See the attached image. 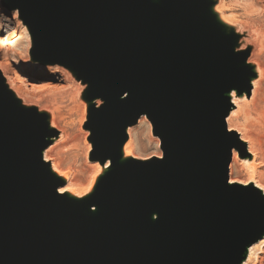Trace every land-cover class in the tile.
<instances>
[{"label": "water", "instance_id": "obj_1", "mask_svg": "<svg viewBox=\"0 0 264 264\" xmlns=\"http://www.w3.org/2000/svg\"><path fill=\"white\" fill-rule=\"evenodd\" d=\"M148 1L4 0L21 7L37 62L61 61L94 95L122 97L92 115L95 157L146 115L162 159L105 181L99 202L115 205L102 228L68 220L40 173L48 132L0 90V264H237L262 227L260 194L229 184L238 139L224 94L247 83L231 66L242 56L212 33L222 35L211 15L209 29L193 18L198 0ZM151 210L158 223L141 230Z\"/></svg>", "mask_w": 264, "mask_h": 264}, {"label": "bare ground", "instance_id": "obj_2", "mask_svg": "<svg viewBox=\"0 0 264 264\" xmlns=\"http://www.w3.org/2000/svg\"><path fill=\"white\" fill-rule=\"evenodd\" d=\"M165 1L166 0H149L148 5L161 7ZM217 1L220 0H198L200 8L195 12L193 18L198 23H202L205 29H209L208 26L204 24V21L209 18L212 10L214 13L219 14V21H221V24L224 23L231 25L234 20L232 17L221 14V11L224 10V6L222 5L223 3H219L220 5L212 10H207V8ZM5 7L9 9L8 12H17V15L20 17V6L6 5ZM22 23L27 28L26 31H28L33 46L34 40L31 35L30 27L27 22L23 21ZM211 31L212 33L216 34L219 41L225 43V46L231 54L242 56L240 61L232 64L231 66L243 70L246 73L247 79V83L243 84L241 87L234 88L224 94V97L229 102V109L225 118L226 125L228 131L234 133L238 139V143L232 148V160L234 161L233 163L235 166L242 167L246 170L245 181L242 182V180H235L231 178V176L229 178V184L231 186L257 191L264 203V85L261 83L263 78L262 71L253 59L256 51L250 42H236L234 40L224 38L222 35H219L213 30ZM11 37L9 36V38ZM5 40L6 38H1L0 45L3 44ZM249 45H251L252 48L248 47ZM40 63L41 65L49 66V68L60 67L61 69L68 72L70 78L72 75L74 76L73 71L61 61L41 60ZM23 82L24 81L22 80H17L16 85L20 87V85L22 86ZM16 85L10 79L6 68L4 69L2 62H0V90L4 94L5 100L8 101L14 108H18L20 110H29L34 113L36 112L41 119L42 127L46 132H48V136L46 137L47 147L49 144H51V146L48 148L46 147L47 149L41 153L42 167L40 173L42 178L48 184L56 203L66 212L68 220L74 217L84 218L90 223L102 228L103 219L108 215L110 207L115 205L114 201H111L110 203L99 202L103 185L109 177L116 174L124 167L138 164V162H136L137 158H135L132 152L134 144V132H132V129L137 125H139V127L146 126L147 128H152L148 117L146 115H142L134 123V127H128L124 132V137L114 145V150L105 158H96L95 146L97 143V138L93 136L94 129L89 125L92 115L101 106L108 105L116 100H120L122 97L117 99H108L104 98L102 95H94L91 91V85H88L83 92H81V90V93L77 92L75 94L74 92L73 95L70 94L71 96L69 97L68 104L73 106L74 109L83 107L85 110L87 122L86 126L92 134V151L88 161L90 163H94L93 173L94 176H97L93 181L92 186L90 185L89 180L85 184V187L80 188L81 185L77 184V182L80 181L78 180L77 182H73L74 179L72 178L73 176L70 170H63L60 167V163L49 158L50 154H54L53 152L65 145L64 140L61 141L63 139L61 135L62 131L58 130L55 122L56 118L54 119L53 113L44 111V113L49 115L41 114V112H43L40 111L41 109L38 110L32 107V105L23 103L24 96L22 97L21 95L23 93L19 91ZM36 90L38 91V88ZM39 91L41 90L39 89ZM82 119L83 118L81 115L79 123L82 122ZM161 159L162 156L158 160ZM58 190L59 193L64 192L67 194L62 197L61 194L58 193ZM69 195L72 198H68ZM158 220V212L155 210L149 211L142 220L141 230L154 227L158 223ZM263 233L264 221L262 227L260 229L253 230V236L243 244L244 251L241 254L240 260L237 264H248L256 256V251L260 247L264 246ZM259 264H264V259L259 260Z\"/></svg>", "mask_w": 264, "mask_h": 264}, {"label": "rangeland", "instance_id": "obj_3", "mask_svg": "<svg viewBox=\"0 0 264 264\" xmlns=\"http://www.w3.org/2000/svg\"><path fill=\"white\" fill-rule=\"evenodd\" d=\"M219 3H223L224 6L221 14L232 17L234 20L231 25L221 24L219 14L214 13L212 10L211 17L208 19L210 26L218 30L223 36L233 38L237 42L252 43L256 51L253 59L262 71L261 83L264 85V0H220L215 2L211 9L219 6ZM8 10L4 5V0H0V39L6 38L5 42L0 45V62L4 65V69L6 68L10 79L15 85L17 80L24 81L22 86L16 85L19 91L23 93L21 94L22 97L24 96L23 103L32 105L35 109H41L40 111H43L41 114L49 115L44 111L52 112L54 119L56 118V126L59 131H62L63 139L61 141L64 140L65 145L57 149L58 151L53 152L54 154H50L49 158L60 163L63 170H70L74 179H72L73 182L80 181L77 182L81 185L80 188L85 187L89 180L92 186L97 176H94L93 173L94 163L88 161L92 151V134L86 126L85 110L83 107L74 109L73 106L68 104L69 97L74 92L75 94L81 90L83 92L88 83L83 78L73 75L70 78L68 72L60 67L49 68V66L37 62L33 55L32 41L28 31H26L27 28L17 12H8ZM9 36L12 37L9 38ZM248 47H251V45ZM81 115L83 119L79 123ZM146 128V126L139 127L137 125L132 129V132H134L132 152L137 158L136 162L138 164L136 165L153 164L156 159L162 156L158 139L153 135L152 128ZM50 146L51 144L48 145V147ZM233 162L231 160L229 165V178L232 176L231 178L235 180L245 181L246 170L239 166L238 168ZM59 194L64 197L67 193ZM68 198L72 197L69 195ZM263 252L264 246L256 251L255 259L253 258L254 260L252 259L248 264H259V260L264 259Z\"/></svg>", "mask_w": 264, "mask_h": 264}]
</instances>
